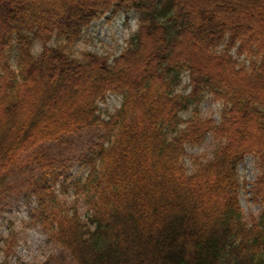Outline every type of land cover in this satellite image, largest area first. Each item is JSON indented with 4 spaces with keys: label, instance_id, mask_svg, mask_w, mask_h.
Returning <instances> with one entry per match:
<instances>
[{
    "label": "trees",
    "instance_id": "16d2710c",
    "mask_svg": "<svg viewBox=\"0 0 264 264\" xmlns=\"http://www.w3.org/2000/svg\"><path fill=\"white\" fill-rule=\"evenodd\" d=\"M119 13L139 24L119 56H73L87 27ZM185 74L192 91L176 94ZM109 95L123 100L106 120ZM207 95L220 123L200 114ZM96 127L110 139L81 189L87 221L30 186L75 264H264V0H0V187L27 165L47 170L44 145ZM209 136L213 158L189 174L187 148ZM250 155L257 219L240 203Z\"/></svg>",
    "mask_w": 264,
    "mask_h": 264
},
{
    "label": "rangeland",
    "instance_id": "374dc122",
    "mask_svg": "<svg viewBox=\"0 0 264 264\" xmlns=\"http://www.w3.org/2000/svg\"><path fill=\"white\" fill-rule=\"evenodd\" d=\"M138 19L133 14L119 13L116 16L106 14L87 27L73 47V56L82 59L84 53L119 56L126 49L129 40L138 29ZM53 41L51 45H55ZM40 43H36L33 52L39 55ZM243 58L240 59V62ZM15 61L13 60V65ZM192 91L189 77L185 74L176 94L188 95ZM122 97L109 95L100 104L104 119L116 112L122 104ZM194 107L181 114L183 121L192 116ZM204 118H213L221 122L223 105L207 95L200 107ZM107 132L100 127L91 128L65 137L56 143L44 145L40 152L48 162L47 170H40L38 165H27L25 170L8 177L0 187V264H75L68 251L61 248L52 237V231L46 230L40 220V204L30 188L34 183L47 184L55 195L58 207L65 214L78 212L84 221L90 215L89 199L92 193L82 192L90 173L93 161L99 167L97 151L100 145H108ZM112 139V138H111ZM216 143L210 136L197 147H188V157L184 164L189 174L197 169L199 163H206L213 158ZM27 157V156H26ZM22 157L28 163L29 158ZM47 172V178L44 173ZM260 175L259 160L247 156L239 166L241 182L240 203L245 218H258L263 205L255 197L254 187ZM246 183V186H244Z\"/></svg>",
    "mask_w": 264,
    "mask_h": 264
}]
</instances>
